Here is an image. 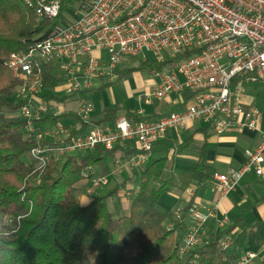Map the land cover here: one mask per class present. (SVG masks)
Returning a JSON list of instances; mask_svg holds the SVG:
<instances>
[{"label":"built area","instance_id":"built-area-1","mask_svg":"<svg viewBox=\"0 0 264 264\" xmlns=\"http://www.w3.org/2000/svg\"><path fill=\"white\" fill-rule=\"evenodd\" d=\"M24 2L37 21H57L45 37L29 44L25 51L12 53L5 62L20 81L14 97L29 100L19 115L27 121L25 131L34 134L37 141L29 153L37 169L47 166L51 159L81 153L96 156L128 141L137 143L139 153L129 157L126 164L144 167L166 133L188 123L212 125L219 134L232 127L257 131L260 112L244 103L243 90L246 85H264V0ZM97 50L107 52V63L94 54ZM147 55L152 57L146 58ZM140 57L158 63L176 58L168 67L150 71L157 86L144 94L143 103L176 95L182 97V108L157 118L143 117V110L139 109L135 114L141 118L138 122L122 116L115 123L72 137L71 125L64 128L56 123L48 131L34 126L33 119H40V111H45V104L35 110L30 103L43 91L41 65H55L71 93L76 94L94 87L101 77L108 76L105 81H113L112 70L123 58ZM91 108L90 103L77 101L76 111L84 120ZM47 138L60 142L55 148L42 145ZM263 161L264 134L259 146L246 153L240 168L214 174L209 183L226 195L245 174L253 171L261 176ZM79 180L86 182L84 192L91 197L107 185V179L95 176L91 168L85 169ZM35 182H40L39 175ZM210 220H216L222 230L228 222L227 217L217 219L214 212L204 213L192 206L187 224L178 235L181 257L204 244ZM7 223L13 220L8 218ZM220 245L228 249L231 240L223 238ZM253 258L252 254L241 255L237 264H249Z\"/></svg>","mask_w":264,"mask_h":264},{"label":"trees","instance_id":"trees-1","mask_svg":"<svg viewBox=\"0 0 264 264\" xmlns=\"http://www.w3.org/2000/svg\"><path fill=\"white\" fill-rule=\"evenodd\" d=\"M56 23L37 21L24 0H0V264H237L241 258V236L232 238V232L243 214L235 224L207 234L202 246L185 256L179 255L178 235L187 224L192 200L178 211L159 207L161 196L172 190L171 181L164 179L167 157L149 160L137 174V192L127 213L119 217L109 208L108 199L117 196L120 185L97 194L87 205L80 203L75 187L85 169L102 163L103 152L96 156L68 155L62 162L51 159L47 166L37 169L29 158L37 141L34 134L25 131L27 121L19 115L20 108L29 100L14 97L20 81L5 62L12 53L25 51L29 44L45 37ZM175 60L142 61L137 68L118 72L117 80L128 71L162 70ZM41 70L43 89L53 90L65 83L55 65H41ZM113 84L116 82L101 83L89 92L102 91ZM72 98L73 94L50 97L65 104ZM120 111L119 107L104 109L99 118L89 120L77 111H40V119L33 122L43 130L69 119L72 137L102 124L115 123ZM124 111L131 122L141 120L133 111ZM42 145L55 148L58 142ZM126 152L130 156L139 150ZM186 173L197 188L212 180L215 172L206 161L205 143L197 150L193 170ZM38 175L40 182L34 183ZM4 217L11 218L13 223L4 222ZM223 238L231 240L228 249L220 245Z\"/></svg>","mask_w":264,"mask_h":264},{"label":"crops","instance_id":"crops-1","mask_svg":"<svg viewBox=\"0 0 264 264\" xmlns=\"http://www.w3.org/2000/svg\"><path fill=\"white\" fill-rule=\"evenodd\" d=\"M106 82L108 81H98L95 86ZM153 84L156 88L157 82ZM115 87L116 84H113L102 91H98L104 93V102L101 100L102 105L98 108L93 109L92 106L87 116L88 120L99 118L104 109L114 107L121 109L119 117L124 116V110H131L134 114L139 109L143 110L130 106H125L122 109L121 106L125 101L122 95L115 91ZM252 87L253 85L244 86L243 100L246 105H253L260 112L257 131L250 132L232 127L219 134L212 125L188 123L184 128L169 130L165 137L154 146L150 160L161 157L168 159V168L164 174V179L171 181L172 190L161 196L159 201L161 209L178 211L192 200V206L204 213L214 212L217 219L227 217L228 222L225 228L235 224L240 215L243 214L241 221L232 232V238L241 236L239 239L241 255H254L249 264H264V161L261 176L256 175L253 171L245 174L234 190L226 195H222L220 190L214 188L210 183L197 188L186 173L193 170L197 161V150L204 143L206 144V161L214 169L215 174H226L231 170L240 168L246 161V153L254 151L259 146L264 134V95H260V93L250 94L249 91ZM68 89L69 94H71L69 87ZM91 93L93 92L81 93L72 99L81 100L83 96ZM137 100L139 102L141 98L138 97ZM181 100L182 97L173 95L156 102L153 101L150 104H144L151 105L152 110L148 114H145L143 110V117L157 118L169 111L179 110L183 107ZM255 104H258L261 109ZM69 124H71V120H69ZM188 140L189 143L187 144L186 141ZM137 147V143L134 141L123 142L116 147L118 149L115 151L103 153L102 163L92 168L96 176H103L111 181L112 184L108 188L120 185L117 194L120 201L114 203L111 209L117 217L126 214L125 212L129 207L130 203L126 205L125 201L127 199L131 201L132 196L130 198L127 193L130 192L131 195H135L137 192L138 182L136 185L134 178L137 177L143 166L126 164L127 159L135 155H126V151L135 150ZM109 180L107 185L110 183ZM75 186L80 203L82 205L89 204L94 195L91 197L85 194L86 182L77 181ZM220 231L222 229L218 227L216 220H210L205 229V239L206 233Z\"/></svg>","mask_w":264,"mask_h":264},{"label":"rangeland","instance_id":"rangeland-1","mask_svg":"<svg viewBox=\"0 0 264 264\" xmlns=\"http://www.w3.org/2000/svg\"><path fill=\"white\" fill-rule=\"evenodd\" d=\"M94 54L97 55L101 61H103L105 63L108 62V54L106 51L97 50L94 52ZM151 57H152L151 55L146 56V58H151ZM142 61H145V60L141 57L140 58H134V59L123 58L116 65V67L112 70L113 72L111 74V77H112L113 82H116L115 91L117 93H120L122 95V97L124 98V101H125L124 104L121 106V108L123 109V108H125V106H130L133 108H142L144 110V113L148 114L151 112L152 107H151V105H144L143 97H144V94L152 92L155 90V86H153L154 85L153 83L157 82V79L151 75V72L149 70L128 71V73L123 74L121 76V78L119 80H117L118 72H120L122 70H131L133 68H137L141 64ZM106 78H108V77H106ZM103 81H105V79ZM68 87L69 86L67 83H63L61 85H58L53 90L43 89V91L40 94H38L32 100H30L31 106L35 110H38L39 106L41 104H45V111L51 112V113H59L61 111H68V110L76 111L77 101H79V100L72 99L70 102L65 104V103H60V102H57L53 99H50L51 96L56 97V98L68 96V94H69ZM87 92H89V90L81 91V92H78L76 94H73V93H71V94H73V97H77L79 94L87 93ZM249 92L252 95H253V93H260V95H264V86H261L260 84H255V85H253L252 89H250ZM71 94H69V95H71ZM104 96H105L104 93L93 92L89 95L83 96V98L81 100L85 101L86 103H90L94 109V108H98L99 106L102 105V102H104V99H105ZM138 97L141 98V101H139V102L137 100ZM101 100H102V102H100ZM255 105L259 109H261V107L258 104H255ZM58 123L63 125L64 128H68L71 125V124H69V119H63V121L60 120ZM50 127H53V125H51L49 127H45V129H43L42 131H48ZM48 142L49 143H51V142L52 143L53 142L59 143L60 141H58L57 138L56 139L47 138V141L45 143H48ZM66 156H68V155H66ZM66 156L58 158V160H55V161L62 162ZM36 167H38L37 164H36ZM97 177H101V176H97ZM108 180L109 179H107V181ZM78 181H80V180L78 179ZM109 182H108L109 184L106 187H104L103 189L97 190L96 193L94 194V197L97 194L102 193L106 189H108V187L112 184L110 180H109ZM137 182H138L137 177H135L134 183L136 185H137ZM34 183H36V182L34 181ZM77 195H78V193H77ZM131 196L133 197L134 194L131 195V193H130L129 197L131 198ZM118 201H120L118 196H114L112 198H109L108 199L109 208L112 209L113 204L117 203ZM129 203H130V200L127 199L125 201V204L128 205ZM125 213H127V210ZM123 215H125V214H123ZM8 218L9 217H4V222H6ZM206 234H208V233H206Z\"/></svg>","mask_w":264,"mask_h":264}]
</instances>
